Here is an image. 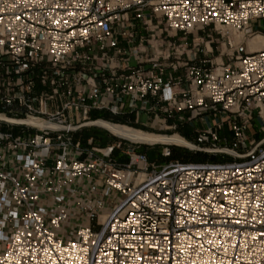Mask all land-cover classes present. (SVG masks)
Instances as JSON below:
<instances>
[{
  "label": "built area",
  "instance_id": "built-area-1",
  "mask_svg": "<svg viewBox=\"0 0 264 264\" xmlns=\"http://www.w3.org/2000/svg\"><path fill=\"white\" fill-rule=\"evenodd\" d=\"M209 27L220 62L207 46L197 60L212 34L186 42ZM258 35L264 0H0V264H264V147L247 137L264 105ZM211 114L199 149L232 162L158 165L114 134L75 140L99 121Z\"/></svg>",
  "mask_w": 264,
  "mask_h": 264
},
{
  "label": "rangeland",
  "instance_id": "rangeland-1",
  "mask_svg": "<svg viewBox=\"0 0 264 264\" xmlns=\"http://www.w3.org/2000/svg\"><path fill=\"white\" fill-rule=\"evenodd\" d=\"M263 22H255L254 27L256 29H261ZM156 24V23H154ZM163 25L160 26L163 29ZM206 34H212V39H204V43L199 47V52L197 54V60H203L205 57L204 52L207 48L212 49V56L210 60L213 62H220L221 53L228 52L227 46L224 45V39L221 38L220 35H215V29L213 27L209 28H200L196 29L192 32V34L186 37V42L189 46V49L193 47L194 43L200 42L201 38H204ZM174 33L171 34L173 36ZM168 35L165 33L163 35L164 41H172L177 44H181L183 42L184 35L179 34L176 37H167ZM167 37V38H166ZM255 38V37H254ZM251 38L247 41L249 52L252 49L253 39ZM211 41V42H210ZM166 48L164 47L163 50ZM197 49L194 50L196 52ZM204 51V52H203ZM264 109V108H263ZM256 113V112H255ZM94 117H106L104 114H96ZM153 119V118H152ZM114 121H120V119H115ZM123 121V119L121 120ZM171 122V121H170ZM170 122L167 124H162L161 122L151 120L147 126H118L119 129L132 133L138 136L141 140L147 142H176L178 140H184L196 145L198 148H207L209 145H199L197 142V132L199 130H203L206 127H210L215 123V116L211 114L209 118H199L196 122L193 123H185L179 125L176 129H170ZM116 123V122H115ZM116 125V124H115ZM219 136L221 139H228L226 142H221L220 146L222 148H231L232 143V133L230 132L228 123L225 122L223 129L219 132ZM247 137L249 142L260 143L263 142L264 147V111L262 115L253 114L250 120L249 128L247 131ZM93 139V146L98 148L106 147L107 145L116 144L118 142L117 138L112 135L111 132L106 131L102 128H89L84 129L79 134L75 135V140H81L86 146V142L88 139ZM137 151L141 153L147 154L148 158L152 162H156L158 165H163L168 163L171 160H181L186 163H229L233 161V157L231 155H227L224 153H217L213 151H202V150H191L189 148L178 146V145H163V144H155V145H147V144H137ZM254 146H250L246 144L243 147L239 148L240 153H246L247 150L252 149ZM123 149H126L124 146ZM169 150L172 153V156L164 157L166 150ZM235 152V151H234ZM237 153V152H236ZM239 154V153H238ZM116 159L119 163L126 161L125 157L121 154V151H117L115 154ZM103 216V215H102ZM101 216V217H102Z\"/></svg>",
  "mask_w": 264,
  "mask_h": 264
},
{
  "label": "bare ground",
  "instance_id": "bare-ground-1",
  "mask_svg": "<svg viewBox=\"0 0 264 264\" xmlns=\"http://www.w3.org/2000/svg\"><path fill=\"white\" fill-rule=\"evenodd\" d=\"M252 49L250 50V52H254V51H258L264 48V35H258L253 39V43H252ZM262 108V112L264 111V105L260 106ZM97 125H100L102 127H104L106 130H108L109 132H111L112 134L119 136L120 138H124L126 140H129L131 142L134 143H138V144H147V145H155V144H163V145H178V146H183L186 148H189L191 150H198V147L190 142L184 141V140H178L176 142H169V141H165V142H147L144 140H141L138 136L132 134V133H128L125 132L121 129L118 128L117 125L110 123V122H104V121H99L96 123ZM225 153L228 154H238L234 151L231 150H227L225 151ZM102 222H105L107 220V214H103V216L101 217Z\"/></svg>",
  "mask_w": 264,
  "mask_h": 264
},
{
  "label": "crops",
  "instance_id": "crops-1",
  "mask_svg": "<svg viewBox=\"0 0 264 264\" xmlns=\"http://www.w3.org/2000/svg\"><path fill=\"white\" fill-rule=\"evenodd\" d=\"M97 118H101V117H97ZM131 118H132V122L131 123H129V125L130 126H135V127H138V126H147L149 123H150V121L152 120L153 121V117L150 115V116H144L143 117V123L144 124H136L137 123V121H136V118H135V115H132L131 116ZM102 119H105V120H112L113 122H116V123H126L127 124V122L124 120V118H121V117H119V118H117V119H120V121H114L116 118H111V117H109V116H106V117H103ZM123 119V121H121ZM104 122H107V121H104ZM111 123V122H110ZM119 126H122V125H119ZM108 146V145H107Z\"/></svg>",
  "mask_w": 264,
  "mask_h": 264
},
{
  "label": "trees",
  "instance_id": "trees-1",
  "mask_svg": "<svg viewBox=\"0 0 264 264\" xmlns=\"http://www.w3.org/2000/svg\"><path fill=\"white\" fill-rule=\"evenodd\" d=\"M170 156H172V153H171V155ZM181 161V160H180Z\"/></svg>",
  "mask_w": 264,
  "mask_h": 264
},
{
  "label": "water",
  "instance_id": "water-1",
  "mask_svg": "<svg viewBox=\"0 0 264 264\" xmlns=\"http://www.w3.org/2000/svg\"><path fill=\"white\" fill-rule=\"evenodd\" d=\"M198 150H200V149L198 148Z\"/></svg>",
  "mask_w": 264,
  "mask_h": 264
}]
</instances>
